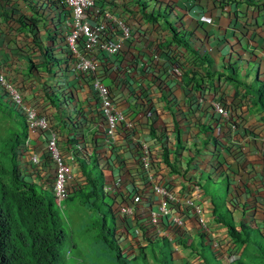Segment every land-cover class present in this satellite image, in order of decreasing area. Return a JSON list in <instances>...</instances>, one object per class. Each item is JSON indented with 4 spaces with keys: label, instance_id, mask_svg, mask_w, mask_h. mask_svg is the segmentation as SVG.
Here are the masks:
<instances>
[{
    "label": "built area",
    "instance_id": "obj_1",
    "mask_svg": "<svg viewBox=\"0 0 264 264\" xmlns=\"http://www.w3.org/2000/svg\"><path fill=\"white\" fill-rule=\"evenodd\" d=\"M143 6L159 10L156 0H0V43L12 54L0 56V94L28 130L17 149L19 172L61 207L87 184L82 164L95 160L108 172L102 190L123 256H137L157 239L188 255L183 239L202 235L217 259L234 261L240 252L233 241L206 218L211 202L177 165L199 123L174 90L185 75L204 74L205 65L174 43L162 20H146ZM225 86L232 88L205 81L199 93L211 95L210 121L233 130L250 98L218 96ZM31 135L40 138L35 148Z\"/></svg>",
    "mask_w": 264,
    "mask_h": 264
},
{
    "label": "crops",
    "instance_id": "obj_2",
    "mask_svg": "<svg viewBox=\"0 0 264 264\" xmlns=\"http://www.w3.org/2000/svg\"><path fill=\"white\" fill-rule=\"evenodd\" d=\"M156 1L160 15H165L169 24L186 40L187 47H181L194 58L198 67L205 65L204 74L199 69L194 74L198 81L206 78L208 72H232L242 85L238 84L236 88L225 86L218 96L225 98L235 91V96L249 97L246 89L256 87L250 81L248 72V67L253 65L255 82L264 91V0ZM164 25L168 27L165 22ZM1 43L0 56L3 59L12 56ZM11 47V44L6 45L8 49ZM236 64L247 68L242 75L236 71ZM193 78L185 75L182 86L174 90L177 104L184 105L190 120L199 123L195 131L189 126V134L194 131L193 138L197 139L188 143L182 162L177 164L179 170L189 184L198 185L211 202L212 212H208L206 218L215 221L212 198L203 189L204 184L222 182L226 186L225 206L237 229L245 225L264 235V157L260 155L264 144V113L255 110L249 97L251 107L247 113L241 114L242 122L235 129H229L224 123L215 124L210 121L209 115L211 95L201 98L199 93L205 82L197 86ZM212 80L214 84L219 79ZM162 99L166 100V97ZM170 111L173 112L172 109ZM39 141V136L31 135L33 148L38 146ZM215 169H218L219 175L211 178ZM102 174L104 180L108 179V172ZM203 174L207 175L206 180ZM125 227L127 233L134 230L131 222ZM193 228L194 225H189V230ZM180 255L183 261L187 259L182 252H175L176 263L181 260V257H176Z\"/></svg>",
    "mask_w": 264,
    "mask_h": 264
},
{
    "label": "trees",
    "instance_id": "obj_3",
    "mask_svg": "<svg viewBox=\"0 0 264 264\" xmlns=\"http://www.w3.org/2000/svg\"><path fill=\"white\" fill-rule=\"evenodd\" d=\"M143 14L148 21L162 19L170 27L174 43L187 47L186 40L169 24L164 18L165 15H160V10L149 12L143 6ZM189 52L194 54L192 50ZM51 62L52 60L46 55V63L43 67L48 69ZM213 78L225 80L235 88L238 87V84L242 85L232 72L229 74L208 72L206 78L198 81L197 76L194 75L193 80L197 86L203 81L212 86ZM246 90L248 95L250 94L249 97L252 98L255 110L258 113H264V91L258 87H249ZM27 136L28 130L23 116L9 106L1 96L0 264H60V248L65 238V230L59 208L49 189L39 187L22 178L18 169L17 149L24 143ZM86 167L87 164L83 163L82 168L88 187L92 181ZM100 177L102 178L101 174ZM203 189L212 198L215 221L226 228L235 247L241 251L239 258L231 263L264 264V235L259 230L251 229L245 225H240V230H238L225 202H220L217 197L212 196L208 188L203 187ZM84 190L85 188L76 193H82ZM93 196H97L95 190L84 196L85 204L92 210L95 207L91 201ZM107 209L114 224L112 240L108 241L103 235L105 225L103 226L102 221H97L96 225L100 237L103 238L108 248L114 247L116 250V253L111 255L115 264H177L174 260V252L164 239L149 241L145 247L140 248L137 256L129 259L123 256L122 250L117 244L114 216L110 208ZM198 239L200 245L195 244V240L189 237L182 241L185 248L189 250L190 256L200 258L205 264H219L210 251H205L206 240L204 237L198 235Z\"/></svg>",
    "mask_w": 264,
    "mask_h": 264
},
{
    "label": "rangeland",
    "instance_id": "obj_4",
    "mask_svg": "<svg viewBox=\"0 0 264 264\" xmlns=\"http://www.w3.org/2000/svg\"><path fill=\"white\" fill-rule=\"evenodd\" d=\"M232 64H234V62H232ZM245 69H247L245 66L236 64V71L239 74L242 75V71ZM254 71V66L250 65L248 67V72L251 77L250 81L254 86L258 87L255 82ZM52 73L59 74L55 70ZM86 168L92 181L90 186L86 187L84 192L76 193L72 195V197L70 196L71 199H66L59 208L60 215L63 218V228L65 230V238L60 248V264H115L111 255L116 253V250L114 247L108 248L103 238L100 237V232L96 225L97 221H102L103 226L105 225L103 235L108 241H111L114 224L112 216L107 209L110 202L101 195L103 181L100 177L98 166L95 165L93 161L87 165ZM106 177L107 174H105V178ZM202 177L206 180L207 175L203 174ZM210 177H212V175H210ZM204 186L208 188L210 194L217 197L220 202L225 201L226 186L222 184V182H218L216 185L212 182H206ZM93 190L97 193V196L91 198V201L95 204L94 210L88 207L84 201L85 194ZM195 244L200 245V240L195 239ZM205 248L206 252L210 251L207 243ZM184 253L182 254L184 255ZM181 256L182 255L176 257L180 258ZM184 257H187V259L183 261L181 257V260L177 261L179 262L177 264H193V257L187 255ZM219 264L232 263L226 260H219Z\"/></svg>",
    "mask_w": 264,
    "mask_h": 264
},
{
    "label": "clouds",
    "instance_id": "obj_5",
    "mask_svg": "<svg viewBox=\"0 0 264 264\" xmlns=\"http://www.w3.org/2000/svg\"><path fill=\"white\" fill-rule=\"evenodd\" d=\"M28 137V136H27ZM93 161H95V160H92L91 162H93ZM86 164V163H85ZM90 164V163H89ZM89 164H87V165H89ZM95 165H97L96 164V161H95ZM98 166V165H97ZM98 168H99V166H98ZM82 171H83V168H82ZM99 171H100V169H99ZM83 174H84V172H83ZM100 174H101V176H102V181H103V184H104V176H103V174L101 173V171H100ZM86 177V176H85ZM87 181V180H86ZM87 184H88V182H87ZM87 184H86V186L84 187V188H86L87 187ZM103 184H102V187H103ZM83 188V189H84ZM83 189H81V190H83ZM80 191V190H79ZM78 192V191H77ZM74 194H76V192H74V193H72L71 195H69V197L70 196H72V195H74ZM102 195H103V197H105V195H104V193H103V190H102ZM68 197V198H69ZM67 198V199H68ZM55 202V201H54ZM56 204V203H55ZM62 206V205H61ZM58 207V206H57ZM58 208H60V207H58ZM108 208H110V205H109V207ZM110 210H111V208H110ZM219 224V223H218ZM221 225V224H220ZM227 235H228V233H227ZM229 237V236H228ZM230 238V237H229ZM192 239H198V235L197 236H194V238H192ZM205 240V239H204ZM205 243H207V241H205ZM208 244V243H207ZM169 246V245H168ZM169 248H171L170 246H169ZM184 248H185V246H184ZM209 248H210V246H209ZM186 249V251L189 253V250L187 249V248H185ZM173 252H174V254H175V251L174 250H172ZM210 252L212 253V251H211V249H210ZM238 252H240V254H241V251H239L238 250ZM212 255L214 256V254L212 253ZM187 256H190V254H188ZM240 256V255H239ZM191 257V256H190ZM215 257V256H214ZM198 258V257H197ZM216 258V257H215ZM239 258V257H238ZM193 259H196L195 257H193ZM199 259V261H201L203 264H205L200 258H198ZM217 259V258H216ZM218 261L219 260H221V259H217ZM222 260H224V259H222ZM227 261V260H226ZM228 262H233V261H228Z\"/></svg>",
    "mask_w": 264,
    "mask_h": 264
}]
</instances>
